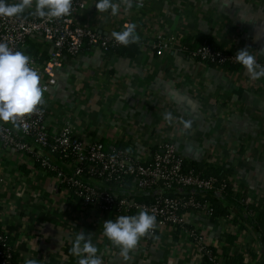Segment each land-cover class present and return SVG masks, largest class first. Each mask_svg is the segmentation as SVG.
<instances>
[{
  "label": "crops",
  "instance_id": "obj_1",
  "mask_svg": "<svg viewBox=\"0 0 264 264\" xmlns=\"http://www.w3.org/2000/svg\"><path fill=\"white\" fill-rule=\"evenodd\" d=\"M96 3L86 0L74 15L75 23L104 36L133 24L139 41L119 52L85 48L63 60L43 95L49 132L69 126L73 140L100 142L107 151L126 150L137 162L170 142L193 164L230 168L234 182L264 217V77L252 79L241 64L209 66L182 50L185 43L204 40L235 55L248 46L264 65V0H131L115 16L110 10L97 11ZM21 14L34 15V6ZM157 35L174 40L160 56L152 49ZM35 44L46 59L49 45ZM169 112L171 122L164 119ZM185 121L190 127H184ZM90 183L99 186L96 180ZM110 190L119 195L129 188ZM228 212L235 221L231 224L222 219L228 214L218 219L193 212L185 215V226L198 230L217 255L222 257L227 249L230 255L243 256L245 264H259L256 223ZM120 215L133 214L83 205L28 156L0 145V228L16 264L26 259L78 264L82 257L70 249L82 231L97 247L102 264H125L120 249L103 235L104 221ZM257 225L262 233L263 225ZM155 230L153 237H141L126 264H202L198 245L183 231L168 226ZM230 237L235 238L232 244L226 241Z\"/></svg>",
  "mask_w": 264,
  "mask_h": 264
},
{
  "label": "built area",
  "instance_id": "obj_2",
  "mask_svg": "<svg viewBox=\"0 0 264 264\" xmlns=\"http://www.w3.org/2000/svg\"><path fill=\"white\" fill-rule=\"evenodd\" d=\"M86 0H72L71 13L61 18H41L37 15L19 14L14 17H0V42L8 43L16 51L30 57L29 66L37 70L44 89L53 83L54 71L61 67L66 58H75L85 48L109 52L126 45L115 41L112 35H102L88 27L75 23L74 15ZM142 7V3H136ZM45 43L50 47L46 59L34 55L31 43ZM174 40L157 35L152 49L160 56L171 48ZM182 50L188 52L186 47ZM189 57L214 67L237 65L235 54L214 49L209 44L190 51ZM47 110L44 102L36 112L12 122L0 121V145L28 156L40 170L53 175L69 195L85 206H94L101 211H116L136 215L141 209L155 216V226L147 235H155L157 226H168L183 231L199 247L201 259L209 258L214 264H223L224 258L213 254L204 244L203 235L196 229L186 228V214L198 212L207 217H216L212 204L205 199L208 193H221L228 188L242 190L233 177L220 180L205 177L194 170H185L184 159L174 144L163 143L143 162L135 161L126 150H105L100 142L73 140L71 127H63L51 134L46 125ZM15 128V130H14ZM61 163H59V161ZM63 163L66 164L62 165ZM96 180L99 186L90 183ZM129 183L128 193L152 195L150 201L137 202L133 197L111 192L114 187L123 189ZM183 190L174 196L166 192ZM249 200V199H248ZM233 223L232 214L222 217ZM264 237V236H263ZM0 264H16L6 232L0 228Z\"/></svg>",
  "mask_w": 264,
  "mask_h": 264
},
{
  "label": "clouds",
  "instance_id": "obj_3",
  "mask_svg": "<svg viewBox=\"0 0 264 264\" xmlns=\"http://www.w3.org/2000/svg\"><path fill=\"white\" fill-rule=\"evenodd\" d=\"M121 5L130 7L131 0H97L95 8L99 12L118 14ZM34 6V14L41 18H61L68 16L72 9V0H17L9 4L0 0V17H14L24 12L26 8ZM116 42L122 45L137 43L139 37L135 35V25L128 24L122 31L112 33ZM235 60L241 64L249 76L256 80L264 77V65L257 63L256 57L249 51V47L238 49ZM30 57L19 50H12L8 43L0 42V121L15 124L18 119L31 115L37 111L43 101L44 89L40 86V76L37 70L29 66ZM164 119L171 122L172 114L165 113ZM184 127H190L185 121ZM155 216L141 209L138 214L120 215L115 221L106 220L103 223V235L120 249L119 255L125 264L129 260L130 251L134 250L141 237L154 228ZM70 251L77 257L78 264H102L97 256L98 249L93 245L90 236L79 232ZM24 264H40L37 259H26Z\"/></svg>",
  "mask_w": 264,
  "mask_h": 264
},
{
  "label": "trees",
  "instance_id": "obj_4",
  "mask_svg": "<svg viewBox=\"0 0 264 264\" xmlns=\"http://www.w3.org/2000/svg\"><path fill=\"white\" fill-rule=\"evenodd\" d=\"M209 44L211 45L214 49H217V47H215L211 41L209 40H204L201 41V43H199L198 45H196L195 43H185L184 47H186L188 49V52H186L187 54L200 47L202 44ZM32 48L31 51L34 52V55L37 56L39 53V49L41 48L39 45L33 43L32 44ZM122 47L123 49L126 48ZM122 49H116V50H111L109 52L112 51H116L119 52ZM41 51V50H40ZM206 65L209 66H213L210 65L208 63H204ZM238 65V64H237ZM237 65H224V66H219L220 68H234ZM59 161V160H58ZM59 163H61V161H59ZM183 167L185 170H194L196 173L201 174L202 176L205 177H216L220 180H226L228 177L232 176V170L230 168H226L225 165H213V164H202V165H196L193 164L189 161H187L186 159H184V163H183ZM127 188H129V183H126L125 185ZM182 193L184 192L183 190H175V191H170V192H166L165 194L167 195H176L177 193ZM120 196V195H119ZM137 202H147L150 201L152 198V195H146V194H142V195H136L133 197ZM205 199H207L211 204L212 207L215 209V213L216 215H229L230 212H228L229 210H232L234 212H236L237 216L240 217V219L245 222H255L256 226L254 227V230H256L255 232L259 235V242H260V247H261V255H262V259L260 261L259 264H264V217H262V212L260 211V208L257 207L256 205H252L249 203V200L247 198V192H245V190H233L232 188H228L227 190L221 192V193H208L205 195ZM254 213H259V217L257 215V217L255 218L253 215ZM245 220V221H244ZM234 221V218L233 220ZM235 222V221H234ZM257 224H262L263 226V230L262 233L259 231V226ZM261 227V226H260ZM234 237H230L227 238L226 241L228 244H232L234 241ZM215 255H217V251H215V249L210 248ZM222 257L224 258V263L223 264H245L244 263V259L243 256L241 255H230L228 253L227 249H223L222 250ZM13 262H15V258L13 256ZM202 264H214L213 262H211L209 260V258L204 257L202 260Z\"/></svg>",
  "mask_w": 264,
  "mask_h": 264
},
{
  "label": "water",
  "instance_id": "obj_5",
  "mask_svg": "<svg viewBox=\"0 0 264 264\" xmlns=\"http://www.w3.org/2000/svg\"><path fill=\"white\" fill-rule=\"evenodd\" d=\"M111 192H113V191H111ZM113 193H115V192H113ZM116 194V193H115ZM119 195H126V196H129V197H134V196H136V195H142V194H130V193H128V192H123V193H121V194H119ZM146 195H150L149 193H147Z\"/></svg>",
  "mask_w": 264,
  "mask_h": 264
}]
</instances>
